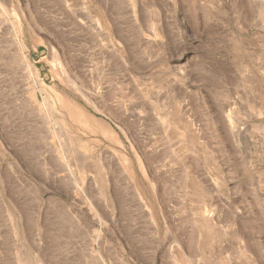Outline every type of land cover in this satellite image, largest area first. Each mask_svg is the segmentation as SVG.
<instances>
[{
    "label": "rangeland",
    "instance_id": "obj_1",
    "mask_svg": "<svg viewBox=\"0 0 264 264\" xmlns=\"http://www.w3.org/2000/svg\"><path fill=\"white\" fill-rule=\"evenodd\" d=\"M0 264H264V0H0Z\"/></svg>",
    "mask_w": 264,
    "mask_h": 264
},
{
    "label": "bare ground",
    "instance_id": "obj_2",
    "mask_svg": "<svg viewBox=\"0 0 264 264\" xmlns=\"http://www.w3.org/2000/svg\"><path fill=\"white\" fill-rule=\"evenodd\" d=\"M59 97V100L61 102V105L67 109V111L70 113V115H74V116H82L83 114L81 113V110L79 109L78 106H76L75 104H72L71 102H69V100H64L63 98L60 97V95L58 96ZM103 132L105 134H109L108 132V129L107 127H105L103 125V128H102ZM190 260V259H189Z\"/></svg>",
    "mask_w": 264,
    "mask_h": 264
}]
</instances>
